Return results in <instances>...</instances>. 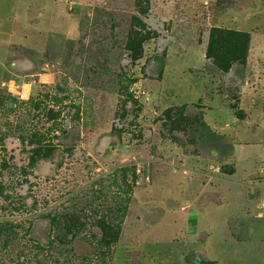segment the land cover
<instances>
[{
  "label": "rangeland",
  "instance_id": "obj_1",
  "mask_svg": "<svg viewBox=\"0 0 264 264\" xmlns=\"http://www.w3.org/2000/svg\"><path fill=\"white\" fill-rule=\"evenodd\" d=\"M260 37L264 0H0V264H264Z\"/></svg>",
  "mask_w": 264,
  "mask_h": 264
},
{
  "label": "trees",
  "instance_id": "obj_2",
  "mask_svg": "<svg viewBox=\"0 0 264 264\" xmlns=\"http://www.w3.org/2000/svg\"><path fill=\"white\" fill-rule=\"evenodd\" d=\"M249 44L250 38L246 34L214 28L207 56L224 72H229L236 63L247 62Z\"/></svg>",
  "mask_w": 264,
  "mask_h": 264
},
{
  "label": "crops",
  "instance_id": "obj_3",
  "mask_svg": "<svg viewBox=\"0 0 264 264\" xmlns=\"http://www.w3.org/2000/svg\"><path fill=\"white\" fill-rule=\"evenodd\" d=\"M251 57L252 59H256L259 64L258 66L256 67L257 71H259V75L263 72V74H261V77H259V79L257 80V84L258 85V88H260L259 86L261 85V88L263 89L264 86L262 83H264V80L262 79L264 77V63H261V59H264V37H260V38H257L255 41H254V49H253V55L251 54ZM251 59V60H252ZM262 64V65H261ZM13 73L9 70V69H5L4 72H3V76L1 78L2 82H4L5 85H9L11 86L12 85V82H13ZM259 81V82H258ZM257 87V86H256ZM254 92L253 93V96L255 99H261V101H256L258 104H259V108L258 110H253L252 112H250V116L251 117H254V116H258L260 117L259 119L261 120L262 123H264V94L262 93H257L256 91H258L257 88H254L253 89ZM251 93V92H250ZM252 95H247V92L245 90V93H244V98L245 100L250 98V100H253ZM261 97V98H259ZM263 109H262V108ZM264 166V165H262ZM239 214V220L242 222V224H246L245 222H243L244 219H256L255 222H251L250 224L253 225V224H257V220L258 221H261V220H264V211H254V212H250V211H243L242 213H238Z\"/></svg>",
  "mask_w": 264,
  "mask_h": 264
}]
</instances>
